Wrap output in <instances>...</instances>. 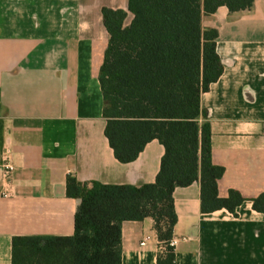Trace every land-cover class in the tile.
Segmentation results:
<instances>
[{
  "label": "crops",
  "instance_id": "0c3cea01",
  "mask_svg": "<svg viewBox=\"0 0 264 264\" xmlns=\"http://www.w3.org/2000/svg\"><path fill=\"white\" fill-rule=\"evenodd\" d=\"M128 0H0V264H12L14 237H70L81 183L153 184L165 154L150 142L138 159L120 163L105 136L99 75L109 36L102 10ZM219 33L224 73L202 95L212 131L213 161L225 168L219 196L236 190L237 217L201 211L199 182L174 192L176 264H264V0L250 10L226 7L204 16ZM14 170L9 180L5 164ZM123 264H157L154 221L122 225Z\"/></svg>",
  "mask_w": 264,
  "mask_h": 264
},
{
  "label": "trees",
  "instance_id": "16d2710c",
  "mask_svg": "<svg viewBox=\"0 0 264 264\" xmlns=\"http://www.w3.org/2000/svg\"><path fill=\"white\" fill-rule=\"evenodd\" d=\"M255 0H128L127 10L104 8L108 47L99 81L105 136L116 159L129 164L157 140L165 154L155 183L142 186L81 183L68 176L67 196L79 201L70 237H14L12 264H123L122 225L154 221L161 246L157 264H176L168 246L178 222L174 192L196 182L201 211L237 217L239 191L219 196L225 168L213 161L212 131L202 95L224 73L219 33L204 16L226 7L237 13ZM132 16L131 22L127 19ZM253 209L264 215V192Z\"/></svg>",
  "mask_w": 264,
  "mask_h": 264
},
{
  "label": "built area",
  "instance_id": "2783aa9c",
  "mask_svg": "<svg viewBox=\"0 0 264 264\" xmlns=\"http://www.w3.org/2000/svg\"><path fill=\"white\" fill-rule=\"evenodd\" d=\"M14 170V166L13 164L11 163V159L10 157L8 156L7 159H6V164H5V177H6V180L8 181L10 176H11V173L12 171ZM177 244H178V241L176 239H172L169 243H168V246L170 248H172L174 251L175 249L177 248ZM166 249V247L164 246H161V252H164Z\"/></svg>",
  "mask_w": 264,
  "mask_h": 264
},
{
  "label": "rangeland",
  "instance_id": "374dc122",
  "mask_svg": "<svg viewBox=\"0 0 264 264\" xmlns=\"http://www.w3.org/2000/svg\"><path fill=\"white\" fill-rule=\"evenodd\" d=\"M132 16H129V18L127 19V24H129L131 22Z\"/></svg>",
  "mask_w": 264,
  "mask_h": 264
}]
</instances>
